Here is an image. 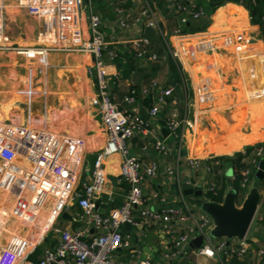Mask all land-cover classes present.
I'll return each mask as SVG.
<instances>
[{"label": "built area", "instance_id": "1", "mask_svg": "<svg viewBox=\"0 0 264 264\" xmlns=\"http://www.w3.org/2000/svg\"><path fill=\"white\" fill-rule=\"evenodd\" d=\"M142 1L143 6L132 19L127 17L124 0L116 4L117 25L123 29L134 24H140L141 28L152 27L162 41V47L160 50L155 48L139 30V34L130 38L128 51L136 58L154 62L167 61L170 57L175 62L179 59L183 61L181 43L189 40L192 33L184 32L182 26L177 25L173 37H168L151 1ZM86 4L87 9L83 0H0V49L26 50L27 56L35 52L43 55L49 50L83 52L91 56L86 72L94 77L92 102L97 107L105 133L104 142L97 148L87 175L81 176L85 161L83 138L11 121L0 115V173L1 178L8 177V190L14 194L13 206L7 209L5 219L16 214L18 220L27 224L24 233L13 234L5 244H0V264H153L140 248L132 246L129 230H123L126 222L130 224L129 229L144 224L157 225L171 236L170 248L164 251L166 257L175 255L182 244L198 235L203 236L198 251L217 258L222 264L229 256H244L248 248L245 239H232L228 243L227 237H211L209 231L214 223L207 213L195 211L186 201L182 205L171 203L165 194L157 190L144 193L143 182L158 173L159 163L156 157L149 161L140 157L149 154L166 156L173 146H182L188 130L195 125L194 120L171 112L165 119L167 135L171 139L167 141L156 134L150 118L158 116L162 104L174 90L172 85H162L156 77L147 83L129 85L121 103L114 99L112 89L120 75L118 70L109 72L105 65L107 61H115L119 52L113 45V34L107 37L104 33L103 18L95 10L92 0H86ZM9 5L23 8L39 19L40 28L34 44L21 45L9 40L5 32V9ZM177 8L181 10L182 23L207 14L201 4L190 10V5L182 2ZM207 38L200 40L198 48L206 46ZM242 46L252 50V46L245 43L236 45L239 51L245 50ZM194 94L197 99H203L208 98L211 91L205 84H197ZM150 95L152 99L145 119L139 113L136 102ZM133 138L139 140L138 153L131 151L129 141ZM249 145H252L251 149H247L246 145L239 150L242 153L239 186L243 191L257 177L264 159V141ZM113 154L121 155L118 175L128 186L120 204L104 208L101 205L109 200L102 197L107 181L105 162ZM186 162L193 170L203 167L211 174L208 191L218 193L216 177L224 173L222 156H188ZM176 170L173 164L164 167V172L170 176ZM231 177L234 178V175ZM261 179L264 184V176ZM147 199L152 200V206L145 204ZM262 200L259 219L264 222V198ZM72 205L78 208V213L70 214V222L77 224L71 227L55 225L58 216L68 212ZM30 215L41 219V223H33L35 221ZM50 229L53 230V241L42 248L36 260L27 259L28 253ZM1 231L9 232L4 222H0ZM119 250L128 252L132 261L119 258L116 255ZM258 254L264 259V248H259Z\"/></svg>", "mask_w": 264, "mask_h": 264}, {"label": "crops", "instance_id": "2", "mask_svg": "<svg viewBox=\"0 0 264 264\" xmlns=\"http://www.w3.org/2000/svg\"><path fill=\"white\" fill-rule=\"evenodd\" d=\"M121 1L122 0H92L95 10L103 18L102 29L104 33H106L107 37L109 34H113V45L119 52V57H117L115 61H107L105 65L109 72L118 70L120 75L118 83L112 89L114 99L118 103H121L122 96L129 85L147 83L151 78L156 77L162 85H172L174 87L172 96L167 98L166 102L162 104L161 111L158 116L150 118L151 126L156 134L165 137L167 140L171 139V137L167 135L168 131L165 134L162 132L163 129L167 130L165 119L171 112H177L181 116L187 115L189 118L194 120L195 124L192 129L188 130L184 144L177 147L173 146L168 155L156 156L155 154H149L140 157L145 161H149L156 157L159 163L158 173L155 176L147 177L144 180L143 191L145 194H149L151 191L157 190L165 194L168 201L171 203L182 205L184 204V201H186L195 211L205 212L200 206L201 201L203 199L216 200L209 196L208 192L210 191H208L207 188L208 181L212 178V175L209 174L203 167L197 170L191 169L186 162V158L188 156L206 158L214 155H219L224 158V173L216 177L219 189H222L221 200L216 201L222 202L230 187L233 184L235 185L234 179L225 174V168L229 160L225 159L224 156H232L246 145L258 141H264V99H258L251 103H249L248 100L243 102L236 101L233 104L228 100H226L227 102H223L213 94L215 91L214 88H216L214 87L216 85L215 83H219L221 81L225 84L224 87L229 85L231 92L228 91V93L233 92V94H235L240 91L241 87H243L245 89V93L248 92L250 96H253L252 98L256 97L258 94L262 95L264 98V37L261 26L258 23H253L251 21L249 10L238 2L228 1L213 10L211 13V23L205 30L199 32L211 33L213 36L218 33V35H221L219 38L230 37L227 38L228 40L223 42V45L217 46L216 48V52L223 58L221 64L228 61V65L223 67V65L214 64V67L212 66V70L205 73L204 80L199 82L195 81L192 73L187 68L192 62L187 55L181 56L183 62L174 61V68L168 60H159L154 62L147 58H136L133 56V53L128 51L130 38L139 34V30H142L143 35L145 27L141 28L142 26L140 24H134L130 28L123 29L117 25L114 6ZM150 1L153 8L157 12L161 22L160 24L167 36L170 38L173 37L174 28L177 27V25L182 26L184 24L181 22L182 13L179 12V8H177V6H179L182 2H187V4L190 5V10H193V5L201 3V5L206 8L207 12H210V7L206 0ZM123 5L125 7L127 17L132 19L136 14H138L139 10L143 6V1L124 0ZM20 15H28L27 17L30 18H27L23 27L26 26L28 29L35 27L36 29L37 26V30L40 28V21L38 18L28 14L23 8L12 5L7 6L5 9V25L6 22H9L10 20V22H13L15 25L19 26L18 28H20L21 26L17 21V18ZM212 26L215 27L213 30L211 29ZM10 38H12L13 42L22 44V42L19 41L18 34H14L13 37ZM26 43L27 42H25V44ZM240 43H245L249 47L252 46V50H247L248 47L245 49V47L242 46V48L245 49L243 50L244 52L236 49L237 53H235L234 46ZM152 44L159 50L162 47V41L159 38L158 40H153ZM202 52H205L206 54L214 53L211 49L203 50ZM208 59V56L204 58V65ZM238 59L242 61L240 65V67H242L240 69L236 65ZM47 61L48 62H46L43 66L45 68L42 69L39 67L35 76L32 78L33 85L35 87H39L41 92H46L44 95L45 97H38L34 102L28 103L27 109L30 107V109L38 111L44 110V113L47 114H49V112L51 113V111L54 114L55 111L67 109L68 112H70V119L68 120H72L74 123L77 120L79 121L78 123L83 126L81 128V133L87 141L90 140V142L94 144V146L91 145V147H95L96 149H94L96 152L97 148L103 144L105 139V133L97 110L94 114L90 113L89 107L87 106L83 111L82 109L86 102L84 100H80V105L78 106L79 112L76 114V107L70 103L73 99L72 97L76 96V91L79 90V87L83 82L86 83V85L88 83L90 86V93H94V77L86 72V66L91 62V56L88 53L83 52L50 51L47 54ZM22 75L23 73L19 71L18 76L15 77H21ZM238 78H243L242 80L244 84L242 83L241 85H238L234 83L236 80L238 83ZM10 79V77H3L1 79L0 93H6L5 96L8 95L10 97L9 101H12V103L17 101L19 102L22 95L18 94L20 91L16 86L13 84L7 85V88L4 89L5 87L3 83L6 81H12ZM21 82L23 81L21 80ZM197 84H205L210 91L212 90V94L205 100L200 97L197 99L194 94V88ZM11 89L13 91L12 94L9 95L8 90ZM26 91L28 92V90ZM29 91L30 93H33L31 90ZM248 93L246 94L247 96ZM151 99V95L139 98L136 102L138 111L140 108L147 109ZM34 104H36L35 107H33ZM81 112L84 113L82 114ZM87 114L90 115V117L94 119L97 124L92 125L89 123V120L91 119L88 118L89 116ZM0 115L3 117V114ZM42 123L43 126L37 127L52 129L47 127L49 125L48 118H43ZM66 128L70 129V126H66ZM129 142L131 145V151L138 153V138H133ZM222 142L223 144H221ZM88 152L89 150L86 148L85 161L80 172L83 176L87 175V169L91 167L95 156L94 152L93 156L90 157V160H87L86 155H89ZM120 160V154H113L106 159L105 170L107 173V181L105 183V190L102 197L105 200H108L109 198V200L101 205V207L110 208L111 206H117L122 202L128 184L125 180L120 179L118 175ZM167 164H173L174 168L177 167V172L175 171L173 176L164 172V167ZM184 182H189L191 186L202 189L204 191L203 194H186L183 187ZM8 183V177L1 178L0 173V190L2 193L9 194ZM255 184H258L259 186L261 202L262 198H264V184L262 179L257 176L251 180L246 191L240 189L238 193L239 197L237 205L241 204L244 200L243 198L248 195L252 186ZM7 199L8 198L6 196L3 198L5 201H7ZM260 202L247 234L243 238L248 243V248L244 256L238 257L241 264H264V259L258 254L259 248H264V222L259 219V213L262 209ZM145 204L152 206L153 202L152 200L147 199ZM9 206L10 204L5 206L6 209L0 208L3 209L0 211V214L2 215L0 222H4L5 227L9 230V232H0V244H5L13 234H21L18 229L21 228L20 226L23 225V223L21 222V224L20 221H17L18 219L16 216L13 215V218L9 217L5 219ZM63 213H65L66 216H63ZM77 213L78 208L75 205H72L68 212H62L58 216L55 225L61 227L75 226L77 223L70 222L69 216L70 214ZM30 216H32V220H34L37 224V217L35 215ZM11 220L12 222L14 221L13 225H10ZM24 227L27 226L24 225ZM132 228L133 226L128 229L129 233ZM135 229L136 230L132 235L130 233L132 246L140 248L143 255L149 256L153 264H222L217 258L200 253L198 251V247L189 248L188 245L193 239L182 244L179 252L175 255L166 257L164 256V251L167 248H170L171 236L164 232L160 227L153 224H144L142 227H135ZM5 234L8 235L9 238L4 239L5 237H1ZM52 241L53 230L50 229L44 238L40 239L28 253L27 259L32 260L30 258V254L34 251L36 246H40L42 250L46 244H50ZM116 255L121 259L132 261L128 252L124 250L117 251ZM230 260L231 256L227 257L224 264H228Z\"/></svg>", "mask_w": 264, "mask_h": 264}, {"label": "rangeland", "instance_id": "3", "mask_svg": "<svg viewBox=\"0 0 264 264\" xmlns=\"http://www.w3.org/2000/svg\"><path fill=\"white\" fill-rule=\"evenodd\" d=\"M83 1L85 3V7L87 9L86 0H83ZM27 16L28 15H25V16L20 15L17 18V21H18L19 25L21 26L20 28H18L19 26L15 25L13 22H10V20H9V22H6L5 32H6V35L9 36L10 41H12V38H10V37H13L14 34L15 35L18 34L19 41L22 42L21 45H31V44L35 43L34 40L36 41V36H37V32L39 29L37 30V26H36V29H35V27H33L31 29L30 28L28 29L26 26L23 27L24 22L27 21V18H29ZM200 32L197 31V33H200ZM190 33H192V34L196 33V31L190 32ZM168 40H171V39L168 38ZM23 41H25L27 43L25 44V42H23ZM170 43H171V41H170ZM236 49H237V47L234 46L235 53H237V50H238V49L237 50ZM25 51L26 50H20V49H16V48L0 49V81L3 77H10L11 78L10 80H12V81H6L5 83H3V85L5 87L4 89L7 88V85L13 84L14 86H16L18 88V90L21 92L20 94L24 98V101H19V102L17 101L15 103L14 102L12 103V101H9L10 97L8 95L5 96L6 93L5 94L0 93V114H3L2 115L3 117L8 118L11 121H16V122H20V123L21 122H29V123H32L36 126H43V123H42L43 118H46V119L48 118L49 125L47 127L55 129L58 132L67 133V134H70L73 136H79V137L83 138L85 140V149L88 148V150H89V152H88L89 155L88 156L86 155V157H87V160H90V157L93 156V153L95 152L96 148L91 147V145L94 146V144L91 143L90 140L87 141L86 138L84 137V135L81 133V128L83 126L80 123H78L79 121L77 120L74 123L72 120L71 121L68 120V119H70V115H69L70 112H68L67 109L55 111L54 114L52 113V111H51V113L49 112V114H47V113H44V110L38 111L35 109H30V107H28V109H27L28 103L34 102L38 97H40V98L45 97L44 95L46 92L43 93L40 91L41 89H39V87H35L33 85L32 78L35 76V73L37 72V69H39V67H41L42 69L45 68L43 66H44V64H46V62H48L47 61V54H48V52L54 51V50H49L46 53H44L43 55L35 52L34 55H29V56H27ZM61 52H65V51H61ZM177 62H181V59H179V61H177ZM241 62L242 61H240L239 59L237 60L236 65H237V67H239V69L242 67V66L240 67ZM234 69H235V67H234ZM17 71L18 72L21 71V73H23V75L21 77H15V76H18ZM241 79H243V78H241ZM21 80L23 82H21ZM239 81L237 83V80H236L234 83L241 85V84H239ZM26 90H28V92ZM29 90H31L33 93H30ZM241 90H243V87H241L240 91ZM214 93H216V91L213 92V94ZM239 93L240 92H238V94H237V92H236L235 94H233V92L228 93V91H227L226 95H225L226 100L230 101V103L232 102L233 104L236 101L238 102L239 96H241V95H239ZM211 94H212V90H211ZM90 95H92V96H90ZM94 95H95V90H94V93L91 94L89 84L87 83V85H86V83L83 82L81 84V86L79 87V90L76 91V96L72 97L73 99L71 100V102L69 101L71 103V105L76 107V111H77L76 114H78V112H79L78 106L80 105V100H84L86 102L85 105L83 106L82 110L84 111V109H86V107L88 106L90 113L94 114V112L97 110L96 105L92 102V98ZM203 99L204 100L207 99V96H206V98L204 97ZM35 106H36V104L33 105V107H35ZM81 113L83 114L84 112H81ZM81 115H80V117H81ZM88 116H89L88 118L92 120V122H91V120L88 119L89 123H91L92 125L97 124L95 122V120L90 117V115H88ZM65 118H67V119H65ZM66 126H70V129L69 128L67 129ZM89 127H93V126H89ZM90 150L92 153L90 152ZM85 164H87V163H85ZM81 176H83V175H81ZM5 196L8 198L7 201L3 200V198ZM13 200H14V194H11V192H9V194H5V193H2L0 190V208H5V206H8V204H10L9 207L12 208ZM2 210L3 209H0V211H2ZM14 216H17V215L14 214ZM0 218H2L1 214H0ZM10 218H13V217H10ZM17 221H20V223L21 222L23 223V225L20 226L21 228L18 229V231L20 233H24L25 229H26V227H24V225L27 226V224L21 220H17ZM36 221H38V223H41V222H39V221H41V219H39V218H37ZM13 223H14V221L12 222V220H11L10 225H13ZM33 229H35V228H33ZM135 230H136L135 227H133L131 232H130L131 235L135 232ZM1 237H5L4 239L9 238L8 235H6V234L4 236H1Z\"/></svg>", "mask_w": 264, "mask_h": 264}, {"label": "water", "instance_id": "4", "mask_svg": "<svg viewBox=\"0 0 264 264\" xmlns=\"http://www.w3.org/2000/svg\"><path fill=\"white\" fill-rule=\"evenodd\" d=\"M143 35L152 41L158 40V36L152 27L146 26ZM139 113L145 119L148 117V111L145 108H140ZM162 132L165 134L167 130L163 129ZM260 166L257 171V176L262 178L264 176V159L261 161ZM225 174L228 176L234 175V168L231 161H228L226 165ZM183 187L186 194L194 193L196 195H202L204 192L200 188L191 186L189 182H184ZM260 199L261 194L258 184L252 186L241 205H237L238 189L234 184L230 187L222 202L203 199L200 206L214 221V225L209 231L211 237H227L228 243L232 239H243L254 219ZM63 216H66L65 213H63ZM129 227L130 224L126 222L123 230H128ZM202 242L203 236L198 235L190 242L188 247H199Z\"/></svg>", "mask_w": 264, "mask_h": 264}, {"label": "trees", "instance_id": "5", "mask_svg": "<svg viewBox=\"0 0 264 264\" xmlns=\"http://www.w3.org/2000/svg\"><path fill=\"white\" fill-rule=\"evenodd\" d=\"M206 1L208 2V5L210 7V12H207V14L202 18H199L196 20H191L190 22L184 23L182 25V29L184 32H195V31L205 30L208 27V25L211 23L212 11L215 10L216 8H218L219 6L227 3L228 1H234V2H238L242 5H244L249 10L250 16H251V21L253 23H258L261 26L262 34L264 37V0H206ZM184 3H186V2H184ZM200 4L201 3L196 4L195 7L199 6ZM179 12H181V10H179ZM196 35L197 34H194V35H191L190 37H188L189 40L186 41L187 42L186 45H188V44L194 45L197 49H200V48H198V44H200V42L196 38ZM219 36H221V35H218V33L215 36L210 34V37H209L210 43L214 44V43L224 42L225 37L219 38ZM124 55H125V53H124ZM168 61L175 68L174 60L171 57L168 58ZM220 63L221 62L219 60V57L211 54L209 56V59L205 63L204 68L198 69V70H190L189 67H187V68L192 73L195 80L196 79H204L205 73L210 72L212 70V66L214 67V64H220ZM219 84L223 87L225 85L223 82H220ZM12 91H13L12 89L8 90V92H9L8 94L9 95L12 94ZM238 92H240V91H238ZM238 92H237V94H238ZM18 94L21 95L20 92H18ZM239 95H241V92L239 93ZM239 101H240V96H239ZM251 148H252V145L247 146V149H251ZM224 157H225V159L231 161V163L233 164V168H234V178L233 179H234L235 185L237 186L238 193H239V191H240L239 178H240V169H241V165H242V163H241L242 153L240 151H237L232 156H224ZM208 194L213 199L221 200L222 189H219L218 193H216V194L212 193V192H208ZM238 197H239V194H238ZM40 250H41V247L36 246L34 251L30 254V258L32 260H36L39 256ZM228 264H241V261L238 259L237 255H233V256H231V260Z\"/></svg>", "mask_w": 264, "mask_h": 264}, {"label": "bare ground", "instance_id": "6", "mask_svg": "<svg viewBox=\"0 0 264 264\" xmlns=\"http://www.w3.org/2000/svg\"><path fill=\"white\" fill-rule=\"evenodd\" d=\"M214 28H215L214 26L211 27L212 30ZM210 34L211 33H199V34L196 35V38L201 43L200 40L201 39H204L205 37H208L207 39L209 40ZM208 40L206 42V46L210 47V49L212 50V52L214 51V53L206 54L205 52H202L203 50L207 49L206 46H205V44H204V42H203V44H204L203 46L204 47L201 46L202 48H200V49H197L194 45H186V41L183 42V43H181V56L182 55H187L190 58V60L192 61V62L190 61L191 64L188 65V67H189L190 70H198V69L204 68L203 60H204V58L206 56L209 57L211 54H213L214 56H218L220 62L223 60V58L220 57V55L216 52L217 46L223 45V42L211 44L210 41H208ZM208 50H209V48H208ZM200 52H202V53H200ZM227 62L228 61H226V63H223V64L220 63V65L221 66L223 65V67H226L228 65ZM202 80H204V79H196L195 81L202 82ZM239 80H240L239 84H242V83L244 84V82H243V80L241 78H239ZM215 84L216 85L214 87H216V88H214V89H215L216 93H214V94L216 95V97H218V99H220L223 102H225L226 101V97H225L226 92L227 91H230L231 92L229 86L223 87L219 83H215ZM240 92H241L240 102H243V101H247L248 100V102L251 103V102H255L258 99H264L262 97V95H259V94L256 95V97L252 98L253 96H250V94L248 92L245 93V89L244 88ZM247 93H248V96L246 95ZM21 100L22 101L24 100L23 96H21L20 101ZM248 102H246V103H248ZM221 144H223V142Z\"/></svg>", "mask_w": 264, "mask_h": 264}]
</instances>
